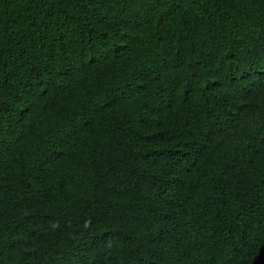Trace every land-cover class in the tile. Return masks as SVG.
Here are the masks:
<instances>
[{
    "label": "trees",
    "instance_id": "trees-1",
    "mask_svg": "<svg viewBox=\"0 0 264 264\" xmlns=\"http://www.w3.org/2000/svg\"><path fill=\"white\" fill-rule=\"evenodd\" d=\"M264 0H0V264H261Z\"/></svg>",
    "mask_w": 264,
    "mask_h": 264
},
{
    "label": "water",
    "instance_id": "water-1",
    "mask_svg": "<svg viewBox=\"0 0 264 264\" xmlns=\"http://www.w3.org/2000/svg\"><path fill=\"white\" fill-rule=\"evenodd\" d=\"M261 264H264V261H263V263H261Z\"/></svg>",
    "mask_w": 264,
    "mask_h": 264
}]
</instances>
